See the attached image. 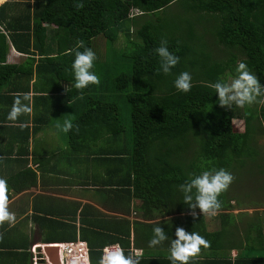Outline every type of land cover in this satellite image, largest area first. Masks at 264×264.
Segmentation results:
<instances>
[{
  "label": "trees",
  "instance_id": "1",
  "mask_svg": "<svg viewBox=\"0 0 264 264\" xmlns=\"http://www.w3.org/2000/svg\"><path fill=\"white\" fill-rule=\"evenodd\" d=\"M179 1L83 0L84 8L80 10L74 7L76 0H14L0 4V86L22 69L4 63L8 42L30 59L36 52L52 63L36 68L49 67L55 73L66 69L67 74L77 41L83 40L85 47L93 49L96 37L104 39L105 56L92 69L100 84L84 89L82 99L74 87L61 97L69 100L70 95L74 96L76 113L71 119L79 126L78 132L74 129L66 135L72 148L77 149L86 138L123 139L118 145L109 142L106 147L91 150L95 159L107 161L111 167L109 186H103L115 195L121 190L128 193L129 186L136 192L140 187L147 191L142 197L151 199L152 204L158 200L156 191L166 187L182 193L179 185L191 174L214 168L230 172L234 163L243 164V157L254 152L243 144L257 138L262 131L260 119L264 118V104L258 105L260 97L245 108H222L209 87L218 79L227 83L228 76L235 77L239 62H245L264 86V0H187V13L179 22L157 14ZM133 9L139 17L146 15L148 19L131 31ZM205 22L212 32L213 48L222 46L218 58L211 44L208 49L213 55L206 50L205 32L196 31L199 25L206 30ZM119 33L125 42L120 51L113 49ZM161 38L167 39L169 51L180 57L168 75L160 71V59L154 52ZM185 71L191 74L192 89L181 93L175 89L174 80ZM64 77L75 82L73 76ZM236 117L243 122L242 131L233 130L231 120ZM188 143L191 156L185 162ZM180 153L183 160L175 158ZM120 168L125 175L116 173ZM226 195L219 197L221 209L230 208ZM184 209L189 208L185 205ZM84 211L80 208L79 215L92 213ZM252 217L264 219V210L252 213ZM96 225L84 223L80 229L90 264H99L105 242L120 244L116 237L90 229ZM253 228L258 229L256 225ZM61 234L66 240L75 236L74 230L68 232L66 228ZM8 248L6 252L17 255L20 262L28 254L25 245L23 251Z\"/></svg>",
  "mask_w": 264,
  "mask_h": 264
},
{
  "label": "crops",
  "instance_id": "2",
  "mask_svg": "<svg viewBox=\"0 0 264 264\" xmlns=\"http://www.w3.org/2000/svg\"><path fill=\"white\" fill-rule=\"evenodd\" d=\"M0 31L3 32L1 27ZM34 53L30 59L27 54L15 51L8 42L4 60L5 64L22 69L0 86V178L7 181L9 211L16 216L14 224L0 227V233L4 234L0 242V264H30L29 249L33 244L39 247L76 238L83 241L80 229L89 222L97 224L88 226L90 229L116 237L122 244L105 242L104 246H123L125 255L141 251L140 264H171L169 241L149 247L152 229L158 224L170 240L176 238V228L182 227L211 242V247L202 249L189 264H264V219L252 217V213L264 209L253 202L226 196L229 209H220L214 216L203 215L196 209L200 217L193 219L190 210L184 209L183 194L172 186L156 191L159 196L155 204L142 197L147 191L140 187L136 192L129 186L128 193L121 190L117 195L104 187L103 184L109 186L111 167L107 161L95 159L91 150L106 147L109 142L118 145L123 139L86 138L81 148H72L66 133L59 132L55 125L76 113L72 104L74 96L61 99L66 94L65 87L71 89L74 85L64 77V74L70 79L74 77L73 62L68 63L67 74L66 69L55 73L49 69L51 62ZM102 60L103 57L96 58L94 64ZM37 65L49 67L36 68ZM25 94L28 100L23 103L31 112L15 122L9 121L7 116L14 97ZM86 106L85 103L84 108L88 109ZM125 172L120 168L116 173L123 176ZM254 190L242 193L252 194ZM82 207L84 212L92 211L91 215L80 216ZM223 213L229 216H219ZM255 225L258 229L253 228ZM65 228L68 232L74 230V239L62 238L61 231ZM24 245L28 252L24 261L6 252L8 247L23 251Z\"/></svg>",
  "mask_w": 264,
  "mask_h": 264
},
{
  "label": "clouds",
  "instance_id": "3",
  "mask_svg": "<svg viewBox=\"0 0 264 264\" xmlns=\"http://www.w3.org/2000/svg\"><path fill=\"white\" fill-rule=\"evenodd\" d=\"M34 2V0H33ZM74 7L77 10L84 8L83 0H76ZM80 49H83L82 51ZM74 53L72 63V72L74 75V87L83 98V90L90 85H99L100 78L93 71L96 53L85 47L83 40L76 42L71 50ZM155 54L160 59V71L168 75L180 61V57L169 51L168 41L161 38L159 46L154 49ZM236 75L230 83L217 80L209 84V87L217 94L220 107L231 109L233 105L238 108H245L257 102L258 97H264V86H262L257 76L249 70L245 62H239L236 69ZM174 87L178 92L188 93L192 89V77L187 71L181 72L174 80ZM64 91H70L66 86ZM28 100V96L17 95L14 97L11 110L7 119L15 122L21 115L31 112V108L23 103ZM59 132L68 133L72 130L79 131V126L73 123L72 119H65L64 122L55 125ZM235 177L224 168L210 169L201 172L199 175L191 174L190 178L179 185V190L183 194V203L190 210L189 214L193 219L197 218L196 209L203 215L214 216L221 209L222 204L219 197L225 193L233 183ZM16 216L9 211V187L6 179L0 178V227L6 223L12 225L15 223ZM152 238L149 241V247H157L165 241L170 242L169 259L171 264H189V262L199 256L202 249H209L211 242L205 239L197 232H187L182 227L175 230V239L170 240L164 229L158 224L152 229ZM4 239V234L0 233V242ZM30 252V251H29ZM141 251L135 254L125 255L124 249L116 245L106 247L99 264H140ZM71 257L69 264H80L82 257L73 251L67 253ZM86 264H90L86 258ZM30 263V262H29Z\"/></svg>",
  "mask_w": 264,
  "mask_h": 264
},
{
  "label": "rangeland",
  "instance_id": "4",
  "mask_svg": "<svg viewBox=\"0 0 264 264\" xmlns=\"http://www.w3.org/2000/svg\"><path fill=\"white\" fill-rule=\"evenodd\" d=\"M5 1V0H2ZM1 1V2H2ZM0 2V3H1ZM187 4V0H180L177 3H172L169 6L165 7L163 10L159 11V15H163L162 17H167L170 20H175L176 22H179L182 20L187 13L185 10V6ZM139 12H132L131 15H133L134 23L130 24V30L133 31L136 29V27L143 22L144 19H148V16L146 15H140L138 16ZM155 14V16L157 15ZM130 15V16H131ZM139 17V18H138ZM143 17V18H142ZM136 18V19H135ZM208 24L205 22L204 26L206 30H203L201 25L196 27V31L198 33H204V39H205V46H207L206 50L210 51V54L213 55V51L211 49H208L209 44H213L210 41V36L212 35L211 30L209 27H206ZM212 40V39H211ZM125 47L124 38L121 33L117 35L116 41L113 43V49L115 50H123ZM221 45H217L213 48L215 57H219L218 53L221 49ZM92 48L93 51L96 53L97 58H102L105 56L106 52V45L104 42V39L100 36L96 37L92 41ZM220 55V53H219ZM234 77L228 76L227 83H230ZM264 104V97H260L258 100V105ZM231 124L233 127V130L235 131H242L243 130V122L240 119H232ZM260 124L262 127V131L257 135V138H251L247 140L243 146L246 149L252 150L254 152H251V155L246 154L243 157V164L234 163V167L230 169V173L235 177L233 183L230 185V187L227 190V197H234L236 200L247 201V202H253V205H255L258 208L264 209V118L260 119ZM189 143L187 150L185 151V162L188 161L189 155ZM181 157V153L177 154L175 158ZM181 160H183V156L181 157ZM184 162V161H183ZM249 189H255V193L250 194H243L242 192L249 191ZM245 199V200H244Z\"/></svg>",
  "mask_w": 264,
  "mask_h": 264
},
{
  "label": "built area",
  "instance_id": "5",
  "mask_svg": "<svg viewBox=\"0 0 264 264\" xmlns=\"http://www.w3.org/2000/svg\"><path fill=\"white\" fill-rule=\"evenodd\" d=\"M133 11L138 13V11L136 9H133L131 11V13ZM44 246L57 247L58 264H69V260L71 259V257L67 255V253L69 251L76 252L82 257L80 264H86V260L84 258H86L89 261L88 251H87V246H86L85 241H81L80 239L76 238L72 241L42 244L39 247H36V244H33L31 246V248L29 249V251H30V264H52L48 260L45 252L43 251ZM114 246H116V245H108V246L102 247L100 249L101 250L100 259H101L102 255L104 254V249L106 247H114Z\"/></svg>",
  "mask_w": 264,
  "mask_h": 264
},
{
  "label": "water",
  "instance_id": "6",
  "mask_svg": "<svg viewBox=\"0 0 264 264\" xmlns=\"http://www.w3.org/2000/svg\"><path fill=\"white\" fill-rule=\"evenodd\" d=\"M43 251L45 252V254L47 255L48 260L52 263V264H58L57 261V248L54 246H44L43 247Z\"/></svg>",
  "mask_w": 264,
  "mask_h": 264
}]
</instances>
